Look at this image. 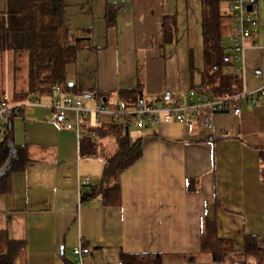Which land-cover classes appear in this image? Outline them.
I'll return each mask as SVG.
<instances>
[{
	"label": "crops",
	"instance_id": "1",
	"mask_svg": "<svg viewBox=\"0 0 264 264\" xmlns=\"http://www.w3.org/2000/svg\"><path fill=\"white\" fill-rule=\"evenodd\" d=\"M64 2L66 27L80 46L66 67V86L54 95L13 100L17 75L8 51L6 76L14 92L0 93L14 102H41L0 124L1 140L11 128L26 155L23 167L11 174L9 190L0 192V230L23 244L17 264H77L73 248L80 245L90 249L84 264H119L122 253H161L163 264H216L201 252L205 223L214 219L220 236L233 239L236 249L243 248L246 235H256L264 248V97L256 105L245 101L238 115L232 108L211 113L209 127L202 124L204 112L186 121L129 124L142 155L120 176V203L105 204L102 196L82 202L86 179L99 185L104 171L102 157L81 156L82 137L97 139L94 131L112 122L88 119L80 138L70 125L74 112L67 114L69 123L59 124L50 104L72 95L92 99L93 104L84 101L88 106L100 99L116 105L127 89H139L145 103H162L169 94L206 95L194 88L204 68L202 5L201 0ZM5 9L0 0V12ZM166 17L175 23L169 40ZM254 17L257 27L244 52L233 54L231 66L248 92L264 86V0H255ZM234 27L230 17L223 20L224 44L232 45ZM98 142L104 154L115 149L109 136Z\"/></svg>",
	"mask_w": 264,
	"mask_h": 264
},
{
	"label": "trees",
	"instance_id": "2",
	"mask_svg": "<svg viewBox=\"0 0 264 264\" xmlns=\"http://www.w3.org/2000/svg\"><path fill=\"white\" fill-rule=\"evenodd\" d=\"M6 9L0 12V51L13 55L16 75L25 72L26 90L15 91L13 100H24L31 96L54 95L66 86V67L77 58L80 46L76 37L66 27L64 0H5ZM230 0H201L203 29L202 80L194 88L200 93L215 98H225L242 91L239 73L231 71L233 46L223 41L222 23L230 17ZM227 6L224 10V6ZM113 9L108 5L111 22ZM231 18V17H230ZM175 30L172 17L165 18V33L169 40ZM17 79V78H16ZM139 89L120 91L124 106H135L139 100ZM98 94H96L97 96ZM103 102V99H100ZM14 116V115H13ZM11 116L10 118H12ZM129 124L112 123L101 126L91 135L82 137V157H102L104 171L99 185L84 184L81 190L83 203L102 196L104 203L116 205L121 200L120 176L142 155L140 141H132L128 134ZM109 136L115 149L110 154L100 151L98 140ZM26 155L15 144L12 130L0 138V192H7L11 174L21 169ZM23 244L10 238L7 230H0V264H17ZM201 252L211 256L216 264H264V248L256 235H246L244 246L236 249L231 238L220 236L217 221L207 220L201 234ZM161 253H122L119 264H163Z\"/></svg>",
	"mask_w": 264,
	"mask_h": 264
},
{
	"label": "built area",
	"instance_id": "3",
	"mask_svg": "<svg viewBox=\"0 0 264 264\" xmlns=\"http://www.w3.org/2000/svg\"><path fill=\"white\" fill-rule=\"evenodd\" d=\"M228 8L235 26L232 46L234 54L238 58L244 52L247 40L252 37L257 27L254 17L255 0H230ZM259 97H264V86L251 92L243 90L238 94L225 98H215L206 94L196 98L183 99L179 94H169L162 103H145L143 101L131 107L124 106L121 103L112 105L106 101H100L95 106H88L80 97L63 95L53 100L50 106L54 110L52 119L59 124L69 123L67 114L68 112H74L75 119L70 125L74 127L78 137L81 138L83 125L91 118L102 123L105 117H109L112 123H134L142 127L147 124L169 123L174 119L186 121L190 114L204 112L202 124L209 127L211 126V113L228 112L232 108V113L238 115L245 101L256 105ZM40 103L38 98L26 102H14L10 97L4 95L0 98V124L8 120L25 105H38ZM93 136L95 137V134ZM84 184H89V179H86ZM89 252L90 249L87 247L81 245L74 247L73 255L77 264H84V256Z\"/></svg>",
	"mask_w": 264,
	"mask_h": 264
},
{
	"label": "rangeland",
	"instance_id": "4",
	"mask_svg": "<svg viewBox=\"0 0 264 264\" xmlns=\"http://www.w3.org/2000/svg\"><path fill=\"white\" fill-rule=\"evenodd\" d=\"M226 8H227V6L225 5L224 10H226ZM225 18H229V17H225ZM0 54H2V56L0 55V93L2 90H4L7 95L11 96L14 91H12L11 85L9 84L8 76H6V74L8 72V63H9L10 53L8 51H6V52L0 51ZM1 73H4V75H1ZM16 78H17L15 80L16 83L13 85L15 87V89L19 92L26 90L27 78L25 76V72L24 73L23 72L18 73ZM80 98H82L83 101H85L87 104H93L94 103V101L90 98H85V97H80ZM155 102H157V101H155Z\"/></svg>",
	"mask_w": 264,
	"mask_h": 264
},
{
	"label": "water",
	"instance_id": "5",
	"mask_svg": "<svg viewBox=\"0 0 264 264\" xmlns=\"http://www.w3.org/2000/svg\"><path fill=\"white\" fill-rule=\"evenodd\" d=\"M249 9H251V7H249ZM87 97H91L90 95H87ZM140 102H143V100L141 99V101Z\"/></svg>",
	"mask_w": 264,
	"mask_h": 264
}]
</instances>
